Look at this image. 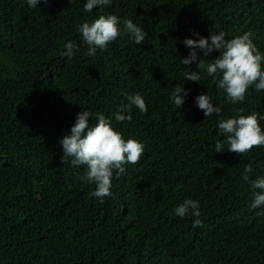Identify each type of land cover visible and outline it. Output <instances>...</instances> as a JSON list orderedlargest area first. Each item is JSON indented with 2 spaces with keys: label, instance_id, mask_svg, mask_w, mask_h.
<instances>
[{
  "label": "trees",
  "instance_id": "obj_1",
  "mask_svg": "<svg viewBox=\"0 0 264 264\" xmlns=\"http://www.w3.org/2000/svg\"><path fill=\"white\" fill-rule=\"evenodd\" d=\"M85 2L32 9L0 0V264H264V216L249 207L252 189L242 180L249 163L251 179L264 176V146L215 152L225 139L221 117L206 118L196 104L208 94L223 118L237 116L234 108L264 116V90L252 87L233 105L206 72L201 83L187 81L185 71L200 69L181 63L190 52L184 39H199L193 32H251L264 54V0H112L91 12ZM109 14L148 35L141 45L122 35L88 56L77 28ZM68 42L78 46L71 59L62 55ZM176 84L190 90L180 109L170 99ZM129 94L148 111L133 107L131 123L116 121ZM85 109L145 145L138 164L114 172L113 197L103 203L91 195L95 184L79 178L83 166L61 162L59 140ZM189 198L199 201L202 228L174 215Z\"/></svg>",
  "mask_w": 264,
  "mask_h": 264
},
{
  "label": "clouds",
  "instance_id": "obj_2",
  "mask_svg": "<svg viewBox=\"0 0 264 264\" xmlns=\"http://www.w3.org/2000/svg\"><path fill=\"white\" fill-rule=\"evenodd\" d=\"M26 3L30 8L36 9L41 3L49 4L50 0H26ZM111 3L112 0H86L83 7L86 12H91L97 7L110 6ZM77 31L81 34L83 43L87 45L88 56H95L97 49L107 50L109 44L122 35L129 36L137 45L143 44L148 35L133 20L128 18L121 20L115 14L100 15L91 23L85 21L78 26ZM193 35L199 39H184L183 43L190 52L187 57L181 59V63L183 65L196 63L200 71H185L183 75L187 81L201 83V72H206L216 87L226 93L228 101L233 105L242 103L250 94L249 89L252 87L258 92L264 90L262 68L264 54L251 38V32L231 39H226V33L223 31L211 34L207 38L200 36L199 32H193ZM64 47L66 51L62 55L69 59L78 50L74 42H68ZM214 51H218L220 55L211 63H206L204 58L209 57ZM201 53L203 58H200ZM189 91L179 84L174 86L170 99L177 109L184 105ZM126 100L128 103H122L115 113L116 121L131 123L133 116L130 113L133 107L138 108L141 113H147L148 105L140 94H129ZM196 104L206 118L214 114L221 117L218 120V134L225 139L216 143L215 152L227 149L228 152L241 156L254 148L264 146V129L260 124L264 116L257 112L240 115L243 109L234 108L237 116L223 118L221 107L215 106L208 94L197 96ZM93 119L96 121L95 124L91 123ZM59 143L63 150L62 164L67 165L70 162V166L74 168L83 166L85 172L79 178L95 184V191L91 195L101 203L105 198L113 197L111 189L114 172L116 178H119L126 173V166L138 164L145 152L143 143L135 139L125 140L112 126L111 118L99 111L93 113L86 109L77 114L76 123L71 127L70 134L63 135ZM253 171L252 164H247L242 180L252 189L249 207L260 209L256 214L264 216V176L251 179ZM174 215L180 218L194 217L193 228L204 226L200 219L201 210L197 200L185 199L174 209Z\"/></svg>",
  "mask_w": 264,
  "mask_h": 264
}]
</instances>
